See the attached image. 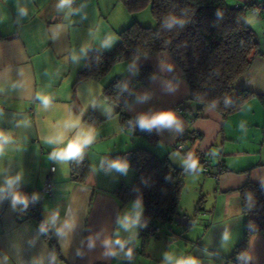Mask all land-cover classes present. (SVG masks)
Instances as JSON below:
<instances>
[{
	"label": "crops",
	"instance_id": "0c3cea01",
	"mask_svg": "<svg viewBox=\"0 0 264 264\" xmlns=\"http://www.w3.org/2000/svg\"><path fill=\"white\" fill-rule=\"evenodd\" d=\"M59 2L0 0V131L13 139L0 157V187L8 176L21 174L16 191L36 207L20 218L24 206H13L11 195L0 193V264H164V253L170 251L178 257L194 256L200 264H237L227 258L244 238L238 189L248 181L264 186V103L253 97L228 115L209 107L198 118L178 112L176 107L188 96L189 87L167 52L116 63L100 80L76 81L89 49L110 51L118 42V32L133 20L152 25L154 19L149 7L148 13L143 14L146 8L130 13L118 6L119 0H74V5L63 9ZM228 3L252 4L246 20L264 51V11H254L264 0ZM143 66L152 68V80L148 86L134 84V101L126 113L137 119L169 109L179 122V127L149 129L154 142L125 130L118 107L103 95L113 78L136 79ZM241 89L264 95V56H255L235 81L233 96ZM41 95L51 97L48 108L42 105ZM90 111L106 119L97 125L86 123L84 117ZM69 114L79 117L82 126L95 135L83 150L90 163L84 182L71 179V159L50 158L57 146L46 142ZM185 131L193 132L187 152L175 148ZM199 133L201 137L196 138ZM74 134L70 132L68 138ZM138 147L182 169L183 188L193 191L191 200L196 203L202 198L203 208L195 214L179 205L180 217H188L190 223L183 233L185 239H142L138 224L126 231L118 223L120 217L136 211V202H120L115 190L120 184H132L135 172L125 157ZM201 154L211 169L223 165L217 179L204 175L199 162L196 168L188 166L187 161ZM117 160L127 162L126 172L112 167ZM46 179L51 183L50 194L42 192ZM33 194L38 199L33 200ZM54 215L55 223H51ZM41 225L46 226L48 237ZM58 229H63V235ZM129 249L131 258L126 255ZM243 255L249 264H264V232L249 238Z\"/></svg>",
	"mask_w": 264,
	"mask_h": 264
},
{
	"label": "trees",
	"instance_id": "16d2710c",
	"mask_svg": "<svg viewBox=\"0 0 264 264\" xmlns=\"http://www.w3.org/2000/svg\"><path fill=\"white\" fill-rule=\"evenodd\" d=\"M119 1L130 13L149 6L154 24L144 25L133 20L118 32V42L110 51L89 49L76 81L84 78L100 80L116 63L167 52L188 84L189 94L178 106L190 118L201 117L206 107L222 115L232 114L253 97L264 103V95L247 90H237L233 96L235 81L246 72L255 56H264L246 20V11L252 4L233 6L228 0ZM172 20L176 22L168 27ZM153 74L151 67L143 66L139 68L136 79L115 77L105 85L103 95L118 107L122 126L127 119L133 118L126 109L134 101V84L148 86ZM105 119L94 111L84 117L91 125ZM133 134H142L148 140L156 141L149 129H141L139 125ZM192 135L193 132L185 131L177 143L187 141ZM200 137V133L196 134V138ZM182 151L187 152L186 148ZM128 163L135 172L134 180L130 186L120 184L115 194L122 203L140 201L139 237H159L160 224L180 225L176 218L181 214L179 202L184 187V171L172 165L166 157H157L142 147L131 151ZM69 170L73 181L86 180L90 163L84 152L70 160ZM238 192L245 216L244 238L227 259L237 264H249L243 255L249 238L264 232V186L248 181L239 187ZM195 207L196 212L202 210V198ZM189 224L182 225L178 232H172L169 235L171 240L185 239L183 233ZM150 228H158L159 231L149 236ZM44 235L48 237L47 230H44Z\"/></svg>",
	"mask_w": 264,
	"mask_h": 264
},
{
	"label": "clouds",
	"instance_id": "9594fccd",
	"mask_svg": "<svg viewBox=\"0 0 264 264\" xmlns=\"http://www.w3.org/2000/svg\"><path fill=\"white\" fill-rule=\"evenodd\" d=\"M72 0H60L58 7L63 9L66 6H70ZM21 14H26L25 9H21ZM175 20H172L167 25L168 27L172 26V23H175ZM44 108H48L52 99L50 96L41 95L39 97ZM141 129H151L156 126H165L171 127L176 125L179 127V122L177 116L172 111H160L152 114H141L136 121ZM74 131V135L69 139L68 134ZM95 140V135L91 128H85L82 126L79 117L69 114L62 123H58L53 134L46 138L48 144L56 145L53 151L50 154V158L58 161H67L69 159L75 158L83 152L86 146L91 145ZM13 142L12 137L0 131V157L5 153V148L7 145ZM63 145V147H60ZM190 168H196L198 161L195 159H190L187 161ZM112 167L116 168L119 171H125L128 168L127 162L123 161H114ZM21 181V174H16L15 176H8L4 182V187H0V193L7 192L11 195L13 206L17 204H22L24 207L28 206L29 200L25 195H22L20 192L16 191L19 183ZM33 200L38 199L36 194H33ZM136 211L134 213L125 214L119 218L118 223L126 231L132 230L140 221L141 215V206L140 201L138 200L135 204ZM56 216L54 215L51 218V223H55ZM66 227H71L66 225ZM46 228L45 225H41V230L44 231ZM59 234L63 235V229L57 230ZM224 239H228L227 233H225ZM117 244H120L123 247V244L117 240ZM111 254L115 255V252ZM126 255L131 258L132 252L131 249L128 250ZM164 264H200L199 260L194 256H176L173 252H166L163 256Z\"/></svg>",
	"mask_w": 264,
	"mask_h": 264
},
{
	"label": "built area",
	"instance_id": "2783aa9c",
	"mask_svg": "<svg viewBox=\"0 0 264 264\" xmlns=\"http://www.w3.org/2000/svg\"><path fill=\"white\" fill-rule=\"evenodd\" d=\"M74 5V0H72V4L70 6ZM254 11L257 13H260L264 11V4H259L254 7ZM176 110L178 112H182V109L180 106L176 107ZM136 118H129L126 120L125 124L123 125V128L131 133L135 132L138 127V123L136 122ZM187 147V141L183 140L182 142H179L176 144V149L179 151L184 150ZM196 160L200 163V170L204 175L206 176H213L216 179L219 177V175L224 171L223 167L220 164H217L213 169L209 166V160L207 159L206 155L201 154L197 156ZM54 167H50V171H53ZM52 190L51 183L49 179H46L45 184L43 186L42 192L44 194H50ZM36 207L34 206V203H28L27 207L23 208V211L20 212V218H22L25 215H28L32 211H34ZM159 230L158 228H150L148 230L149 236H152L154 233H157Z\"/></svg>",
	"mask_w": 264,
	"mask_h": 264
},
{
	"label": "rangeland",
	"instance_id": "374dc122",
	"mask_svg": "<svg viewBox=\"0 0 264 264\" xmlns=\"http://www.w3.org/2000/svg\"><path fill=\"white\" fill-rule=\"evenodd\" d=\"M118 6L125 7V5L120 4V3H118ZM148 11H149V9L146 8L143 11V14L148 13ZM199 175H201V174L199 173ZM181 195L183 198H182V202L179 203L180 207L187 210L188 214H192L193 212L195 214L196 213V210H195L196 207L195 206H196L197 202L194 203L193 200H191V198L193 197L192 188H190V189H188L187 187L183 188ZM193 206H194V209H193ZM141 209H142V205H141ZM182 227H183L182 225H177V224H172V225L171 224H160V237L163 238V237H165V235L167 237L170 235L171 232H178V231L182 230ZM145 242H149V240L146 239Z\"/></svg>",
	"mask_w": 264,
	"mask_h": 264
},
{
	"label": "water",
	"instance_id": "95a60500",
	"mask_svg": "<svg viewBox=\"0 0 264 264\" xmlns=\"http://www.w3.org/2000/svg\"><path fill=\"white\" fill-rule=\"evenodd\" d=\"M125 158H129V157H125ZM176 221L178 223H182L183 225H185L186 223H188V217H177Z\"/></svg>",
	"mask_w": 264,
	"mask_h": 264
}]
</instances>
